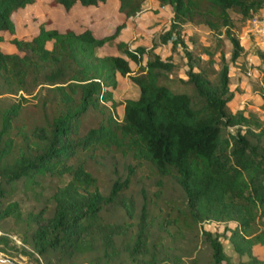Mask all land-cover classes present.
<instances>
[{
	"label": "trees",
	"instance_id": "1",
	"mask_svg": "<svg viewBox=\"0 0 264 264\" xmlns=\"http://www.w3.org/2000/svg\"><path fill=\"white\" fill-rule=\"evenodd\" d=\"M105 1L51 0L50 4L69 11L76 4L88 7ZM143 1L118 0V11L126 18L133 16L141 11ZM157 1L169 5L172 16L150 48L131 49L119 41L115 45L121 56H99L96 49L112 44L124 22L113 33L96 37L89 28L76 32L47 27L50 20H46L29 39L19 38L12 36V15L35 0H0V44L9 41L25 53H5L0 46V96L32 95L38 112L29 124L21 120L23 102H27L21 95L0 105V222L21 218L17 202L4 203L8 186L20 180L37 183L40 175L68 176L50 197L52 214L47 215L45 208L29 214L35 224L31 242L39 257L53 255L62 264L89 253L95 255L89 264H105L119 254L117 238L128 237L125 247L130 264H172L160 261L158 252L149 246L151 221L145 202L135 221L134 201L126 194L129 175L116 179L103 193L87 168V157L119 152L137 163L146 162L158 176L160 187L166 177L179 185L185 207L165 214L164 225L200 232L211 248V264L231 262L219 236L201 230L206 222H233L234 227L225 228L232 250L246 258L245 264H264L253 253L255 245L264 246L260 226L264 219V120L255 111L233 112L229 107L235 95L229 71L239 57H257L264 73V49L254 39L244 48L234 32L230 11L248 21L261 14L264 0ZM186 23L208 28L215 45H200L194 54L182 37ZM223 36L232 45L229 59ZM168 43L171 49L178 44L184 48L186 79L177 82L190 86L192 93L174 91L161 82L176 64L171 56L161 58L154 50ZM129 61L138 65L130 78L139 95L124 100L123 114L118 117L119 102L113 94L116 75L131 73ZM259 95L264 110V87ZM91 111L99 119L81 133L82 119ZM117 208L124 210L126 220L106 221L104 213ZM7 242L0 236V243Z\"/></svg>",
	"mask_w": 264,
	"mask_h": 264
},
{
	"label": "rangeland",
	"instance_id": "2",
	"mask_svg": "<svg viewBox=\"0 0 264 264\" xmlns=\"http://www.w3.org/2000/svg\"><path fill=\"white\" fill-rule=\"evenodd\" d=\"M51 0H35V3L20 8L12 15L15 23V34L12 36L29 39L38 31L39 24L46 20H50L51 26L58 28L72 27L78 29L80 22H86L89 17L94 14L99 16H111L113 22L120 21L117 15L118 0H109L106 4L98 5L96 9H84L81 7L73 8L66 12L61 5L55 6L50 4ZM61 6V7H60ZM169 11H162V19L167 20ZM230 15L234 20V32L240 38L241 44L247 48L251 44V39H254L261 48L264 49V32H256L252 27L250 20L246 21L241 18L236 12L230 11ZM264 22V10L261 14L256 15ZM98 25H104L106 22L100 21ZM264 26L261 23L258 28ZM47 27H50L49 25ZM97 27V26H96ZM12 36H7L8 38ZM158 33L152 38L151 44L157 39ZM182 37L190 50H194V54L198 53L200 45H215V37L204 26H196L191 23H186L182 30ZM223 49L226 58H230L232 45L229 40L222 37ZM1 50L5 53H16L24 55L9 41L0 44ZM156 50L161 57L166 58L171 56L176 68L168 75L167 79H162L161 82L167 84L174 91H185L192 93V88L185 84L177 82L178 78L186 79L187 58L184 54V48L177 45L171 49L170 43L157 46ZM217 55V61L218 59ZM204 59L207 57L202 56ZM146 59L145 57H143ZM132 72H136L138 65L131 61ZM230 88L235 92L236 97L229 103L232 111L246 110L255 111L260 118L264 120V110L261 109V100L259 91L264 87V73L259 65L257 57L251 54H243L230 67ZM130 75L122 77L120 87L116 91L117 101L121 105L116 115L122 114L123 102L127 98H137L134 89L136 88ZM244 80V82H240ZM240 83H238V82ZM24 96L27 102L24 103L22 110V118L29 124L32 118H35L37 107H35L36 99L32 95L26 94H4L0 96V105H7L19 99V96ZM28 117V118H27ZM26 119H29L26 121ZM99 114L97 112H89L82 119L81 133H84L89 127L97 123ZM21 120L19 122H21ZM229 131L235 132V128H229ZM87 168L92 175L97 179L101 192L107 193L112 183L120 178L124 179L129 175L130 184L126 191L127 196H130L135 205V221L137 220L142 204H147V211L151 221L149 229V246L158 252L159 260H166L172 264H192L195 261L197 264H211L212 251L209 244L203 240L201 233L188 231L178 228L173 225H164V215H173L176 208H183L186 204V199L179 185L170 178H163V185L158 184V176L150 168L146 162L137 163L130 155H122L119 152L103 154L97 152L92 157H87ZM129 168H132L131 171ZM68 180V176L56 177L49 174L38 176L37 183H26L24 180L16 182L12 187L8 186L9 193L4 199V203L15 201L18 203L21 213V218L15 219L8 217L0 222V236L7 238L6 245L0 243V248L4 252H0V258L5 259L1 264H47L48 260L52 264H59L58 259L53 258V255L47 257H39L33 250L31 242V234L35 228V224L29 214L38 213L45 208L47 215L52 214L54 203L50 197L57 186L63 185ZM106 221L121 223L126 220L124 210L117 208L104 213ZM235 224L206 222L201 225V230H207L214 235L219 236V240L223 243L224 251L230 258L231 264H245L246 258L239 257L231 248L227 236L229 231L225 228H232ZM260 226L264 228V219L260 222ZM165 227L167 229H165ZM134 230V231H133ZM132 232H135L133 229ZM131 232V233H132ZM129 242V238L118 237L116 240L119 254L110 262L105 264H130L128 261V253L125 247V242ZM153 246V247H152ZM253 253L259 259H264V246L255 245ZM94 254L81 253L76 255L71 260H65L62 264H89L94 258ZM148 257V256H146ZM145 257V258H146Z\"/></svg>",
	"mask_w": 264,
	"mask_h": 264
},
{
	"label": "crops",
	"instance_id": "3",
	"mask_svg": "<svg viewBox=\"0 0 264 264\" xmlns=\"http://www.w3.org/2000/svg\"><path fill=\"white\" fill-rule=\"evenodd\" d=\"M107 2H109V0H106L105 3H100L98 5L106 4ZM55 6H59V5H55ZM97 6L84 7V6H81L80 4H76L73 8L81 7L84 9H92V8L96 9ZM118 6H119V3H118ZM118 6L116 9L117 15L114 16V17H119L120 15H122V17L120 18V21H118V22H113L112 17L107 16V14L105 16H102V15L99 16L97 14H94L92 17H89L86 22H80L78 29H74L72 27L58 28L56 26H51V22H50L49 26L56 28L58 30H61V31L65 30V29H72L76 32H79V31H82L83 29L89 28L92 31L94 36L102 37V36L109 35V34L113 33L115 30V27L118 24L124 22L125 23L124 27H122L120 29L117 37L114 39L112 44L106 43V44H104V45H102L96 49V53L99 56H105V55H120L121 56L122 54L117 49L115 43H117L119 41L127 43L131 49L136 48L138 46H142V47H145L148 49L152 46V44H151L152 38L155 37L157 33L159 34L163 30L168 28L169 22H170V17L172 16L171 7L169 5L161 6L157 0H144L142 2L141 11H139L135 15L130 16L128 18H126L121 12L118 11ZM73 8H71L70 10H72ZM164 9H167L169 11L168 12L169 13L168 19L167 20L165 19V22H164V19H162V14H161ZM64 11H65V9H64ZM66 12H68V11H66ZM100 21H104L106 23L104 25H98V24H100L99 23ZM47 46H50V43L47 44ZM160 46H162V45H160ZM154 51H155V53L160 55V53L156 49ZM143 57H145L147 59V57L145 55ZM160 57H161V55H160ZM161 58H163V57H161ZM146 59H144V58L142 59L143 64L145 63ZM129 65L131 68V75L130 76H132L135 74V72H132L131 61H129ZM122 77H124V76H122L120 74L116 75L117 86H116L115 90L113 91L114 98L116 100H118V99L116 98L115 94H117L116 91L120 87V83H121L120 81L122 80ZM240 82L242 83V82H244V80H241ZM240 82H238V83H240ZM133 84L136 87L134 89V91H136L135 94H137V90H138V95H139V89H138L137 85L135 83H133ZM230 89L232 90V88H230ZM236 95L237 94L234 95V98L236 97ZM131 99H136V98H131ZM260 100L262 102L261 98H260ZM120 106H121L120 104L117 106L116 112ZM122 114H123V111H122ZM122 114L121 115L117 114V115H118V117H121ZM0 262H2V261H0Z\"/></svg>",
	"mask_w": 264,
	"mask_h": 264
},
{
	"label": "built area",
	"instance_id": "4",
	"mask_svg": "<svg viewBox=\"0 0 264 264\" xmlns=\"http://www.w3.org/2000/svg\"><path fill=\"white\" fill-rule=\"evenodd\" d=\"M250 23H251L252 27H254V30H255L256 32H259V31H263V32H264V26L262 27V29L258 28V26H259L261 23L264 24V22H263L262 20H260L259 18L254 17L253 19L250 20Z\"/></svg>",
	"mask_w": 264,
	"mask_h": 264
},
{
	"label": "water",
	"instance_id": "5",
	"mask_svg": "<svg viewBox=\"0 0 264 264\" xmlns=\"http://www.w3.org/2000/svg\"><path fill=\"white\" fill-rule=\"evenodd\" d=\"M0 261H6L5 259H3V258H0Z\"/></svg>",
	"mask_w": 264,
	"mask_h": 264
}]
</instances>
